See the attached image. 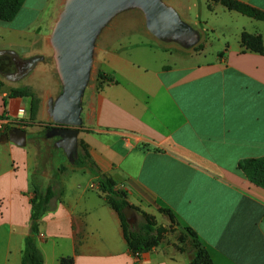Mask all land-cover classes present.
Listing matches in <instances>:
<instances>
[{
	"label": "crops",
	"instance_id": "0c3cea01",
	"mask_svg": "<svg viewBox=\"0 0 264 264\" xmlns=\"http://www.w3.org/2000/svg\"><path fill=\"white\" fill-rule=\"evenodd\" d=\"M64 1L24 0L11 21L0 20V57L42 56L16 78L0 72V264H20L34 185L62 190L39 220L43 264L62 257L73 264L137 263L91 166L115 182L137 217L144 212L167 231L194 230L213 264H264V189L237 167L264 156V52L244 49L239 39L242 31L264 38V21L212 4L209 11L239 25L234 43L210 60L206 37L220 32L217 22L195 28L200 38L188 48L140 27L99 33L76 127L78 148L83 144L87 154L82 166L66 157L41 161L28 130L19 146L6 128L8 118L29 110L27 101L8 95L19 88L38 100L36 118L55 125L48 105L62 81L50 38ZM241 1L264 9V0ZM99 70L112 80L98 78ZM161 207L171 209L174 224ZM167 231L139 264H190Z\"/></svg>",
	"mask_w": 264,
	"mask_h": 264
},
{
	"label": "water",
	"instance_id": "95a60500",
	"mask_svg": "<svg viewBox=\"0 0 264 264\" xmlns=\"http://www.w3.org/2000/svg\"><path fill=\"white\" fill-rule=\"evenodd\" d=\"M128 2H134L144 11L147 31L160 40L188 48L200 38L199 32L185 22L176 9L162 0H65L50 38L62 92L48 105V113L55 125L46 131L45 136H56L55 147L62 149L71 161L77 157L76 127L81 124L80 102L90 78L96 36L101 33L103 23ZM8 53L15 55L11 51ZM40 59L42 56L26 59L21 75ZM8 138L16 145L26 144V132L22 128L11 129ZM122 213L133 227L136 220L133 209L127 205Z\"/></svg>",
	"mask_w": 264,
	"mask_h": 264
},
{
	"label": "trees",
	"instance_id": "16d2710c",
	"mask_svg": "<svg viewBox=\"0 0 264 264\" xmlns=\"http://www.w3.org/2000/svg\"><path fill=\"white\" fill-rule=\"evenodd\" d=\"M216 1L228 10L236 11L255 20L264 21V9H260L241 0ZM23 3L24 0H0V20L11 21L16 16ZM206 6L208 10H211V5L209 3H207ZM239 39L244 49L260 54L264 52V38L262 35L242 31ZM97 77L109 81L112 80L110 76L101 70L97 72ZM28 91L25 88L11 89L8 95L10 97L23 94L32 95L29 93L30 91ZM31 112L35 113L36 111L32 108ZM0 118H3V116H0ZM2 134L7 137L6 131H3ZM86 156L84 145L80 144L79 165H84ZM237 167L238 171L251 183L264 189V156L245 158L239 161ZM90 169L92 173L97 175L99 190L104 193L107 203L118 213L128 249L132 253L138 252L141 254L155 247L167 229L156 225L153 218L144 212H140V220L136 227L130 226L122 213V209L128 205L125 194L116 189L115 182L111 178L99 173L94 166H91ZM61 195L62 190L58 191L51 186L47 187L45 190H41L34 185L33 194L29 200V231L23 241L20 264H43V257L37 244L39 220L44 213L55 208L56 201ZM160 211L167 216L170 223H175V216L171 209L161 207ZM178 229H180L177 235V240L180 245L179 249L188 253L190 264H213L208 250L199 241L194 230L185 225H179ZM60 264H73V260L71 257H62L60 258Z\"/></svg>",
	"mask_w": 264,
	"mask_h": 264
},
{
	"label": "rangeland",
	"instance_id": "374dc122",
	"mask_svg": "<svg viewBox=\"0 0 264 264\" xmlns=\"http://www.w3.org/2000/svg\"><path fill=\"white\" fill-rule=\"evenodd\" d=\"M162 2L178 10L182 19H184L194 28H200L201 26H203L202 24L204 22H217L216 24L220 26L218 28L220 32H218V34L212 33L210 31L208 32V36L206 37L207 46L204 56L205 59H212L215 51L222 50L226 44L234 43V27L238 26L239 22H237L233 18L231 19L230 16L226 17L221 13L216 14L209 11L206 6L207 3L212 6V4L214 5L215 2H217L216 0H162ZM59 12L60 10H57L56 14H58ZM225 12L229 11L226 10ZM138 27L143 28L145 31H147L145 13L134 2H128L118 8L117 11H115L112 16L103 23L100 32L133 33L137 30ZM91 84L89 83V85ZM28 90L29 89H27V91ZM29 93L34 95L31 91ZM32 95L29 96L23 94L16 96L21 98L23 101L28 102L29 110L28 113L22 112L21 115L8 118V121L6 122V128L8 132L16 127L28 130L30 135V138H28V140H30V142L37 147L38 155L41 161L46 162L47 160H51L54 158L64 159L66 157L65 152L62 149L55 147L56 136H45L46 131L53 125H51L50 122L46 120V118L37 119L36 112H31L32 108L35 109V111L38 108V100L35 98V96ZM33 135H39L41 136V138H34ZM79 149L80 148H78L77 157H74V160L77 161L79 160ZM139 220L140 217L136 216L134 224L135 227ZM176 229L177 228H174L172 225V229H168L167 232L169 233V235H172L175 238V236H177L180 231V229H178L177 233V231H174Z\"/></svg>",
	"mask_w": 264,
	"mask_h": 264
},
{
	"label": "flooded vegetation",
	"instance_id": "af4514ba",
	"mask_svg": "<svg viewBox=\"0 0 264 264\" xmlns=\"http://www.w3.org/2000/svg\"><path fill=\"white\" fill-rule=\"evenodd\" d=\"M26 64L22 60H18L10 55L0 57V72L12 78L18 77L24 70Z\"/></svg>",
	"mask_w": 264,
	"mask_h": 264
},
{
	"label": "built area",
	"instance_id": "2783aa9c",
	"mask_svg": "<svg viewBox=\"0 0 264 264\" xmlns=\"http://www.w3.org/2000/svg\"><path fill=\"white\" fill-rule=\"evenodd\" d=\"M133 255H134V257H135V260L137 261L136 264H139V263H138V260H139L140 253L135 252V253H133Z\"/></svg>",
	"mask_w": 264,
	"mask_h": 264
}]
</instances>
